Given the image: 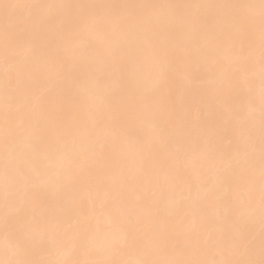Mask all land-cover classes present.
Here are the masks:
<instances>
[{"label":"snow or ice","instance_id":"snow-or-ice-1","mask_svg":"<svg viewBox=\"0 0 264 264\" xmlns=\"http://www.w3.org/2000/svg\"><path fill=\"white\" fill-rule=\"evenodd\" d=\"M0 264H264V0H0Z\"/></svg>","mask_w":264,"mask_h":264}]
</instances>
